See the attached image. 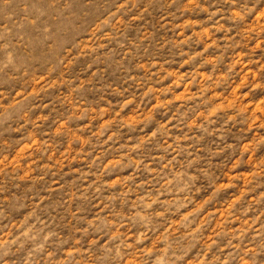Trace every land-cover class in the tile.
Returning a JSON list of instances; mask_svg holds the SVG:
<instances>
[{
	"label": "rangeland",
	"instance_id": "obj_1",
	"mask_svg": "<svg viewBox=\"0 0 264 264\" xmlns=\"http://www.w3.org/2000/svg\"><path fill=\"white\" fill-rule=\"evenodd\" d=\"M0 264H264V0H0Z\"/></svg>",
	"mask_w": 264,
	"mask_h": 264
}]
</instances>
